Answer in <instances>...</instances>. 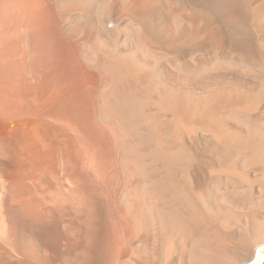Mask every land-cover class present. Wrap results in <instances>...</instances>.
<instances>
[{
	"label": "bare ground",
	"instance_id": "6f19581e",
	"mask_svg": "<svg viewBox=\"0 0 264 264\" xmlns=\"http://www.w3.org/2000/svg\"><path fill=\"white\" fill-rule=\"evenodd\" d=\"M196 1L0 0V264H264V0Z\"/></svg>",
	"mask_w": 264,
	"mask_h": 264
},
{
	"label": "rangeland",
	"instance_id": "374dc122",
	"mask_svg": "<svg viewBox=\"0 0 264 264\" xmlns=\"http://www.w3.org/2000/svg\"><path fill=\"white\" fill-rule=\"evenodd\" d=\"M195 1H196V0H195ZM196 2H197V1H196ZM198 2H199V1H198ZM226 37H227V36L224 34V39H225V40H227ZM226 43H227V44H226ZM228 43H229V44H228ZM231 44H232V43L229 42V41H226V42H225V47L227 46V48L225 49L226 52H229V53H230V52L232 51L231 54H232V55H236V53H237V56L243 53V50H242L241 47H240V49H239V46H238V45H235V44H232V45H231ZM231 46H233V47H231ZM234 46H235V48H234ZM225 47H224V48H225ZM236 47H237L238 49H237ZM240 50H241V51H240ZM239 51H240V52H239ZM234 52H236V53H234ZM204 53H205V52L201 51V54H202V55H204ZM239 53H240V54H239ZM263 261H264V259H263Z\"/></svg>",
	"mask_w": 264,
	"mask_h": 264
}]
</instances>
